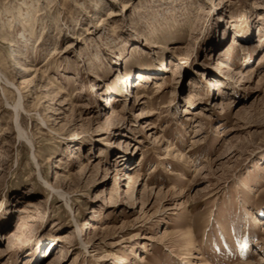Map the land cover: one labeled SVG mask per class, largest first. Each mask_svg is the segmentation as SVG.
Wrapping results in <instances>:
<instances>
[{"label":"rangeland","instance_id":"rangeland-1","mask_svg":"<svg viewBox=\"0 0 264 264\" xmlns=\"http://www.w3.org/2000/svg\"><path fill=\"white\" fill-rule=\"evenodd\" d=\"M0 264H264V0H0Z\"/></svg>","mask_w":264,"mask_h":264}]
</instances>
